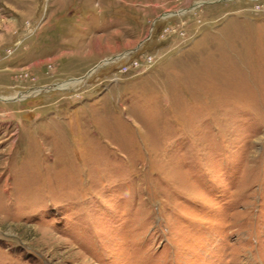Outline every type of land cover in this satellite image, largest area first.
<instances>
[{
    "label": "rangeland",
    "instance_id": "rangeland-1",
    "mask_svg": "<svg viewBox=\"0 0 264 264\" xmlns=\"http://www.w3.org/2000/svg\"><path fill=\"white\" fill-rule=\"evenodd\" d=\"M0 264H264V0H0Z\"/></svg>",
    "mask_w": 264,
    "mask_h": 264
},
{
    "label": "crops",
    "instance_id": "crops-1",
    "mask_svg": "<svg viewBox=\"0 0 264 264\" xmlns=\"http://www.w3.org/2000/svg\"><path fill=\"white\" fill-rule=\"evenodd\" d=\"M53 110H55V111H53V113L52 112H48V115L50 114V113H52L51 115L54 117L55 115H56V117H57V114H56V109H53ZM70 112H74V109H70ZM67 115H70V114H67Z\"/></svg>",
    "mask_w": 264,
    "mask_h": 264
},
{
    "label": "bare ground",
    "instance_id": "bare-ground-1",
    "mask_svg": "<svg viewBox=\"0 0 264 264\" xmlns=\"http://www.w3.org/2000/svg\"><path fill=\"white\" fill-rule=\"evenodd\" d=\"M109 61V60H108ZM72 82H74V83H76V82H78V81H72ZM70 84H71V82H69Z\"/></svg>",
    "mask_w": 264,
    "mask_h": 264
},
{
    "label": "water",
    "instance_id": "water-1",
    "mask_svg": "<svg viewBox=\"0 0 264 264\" xmlns=\"http://www.w3.org/2000/svg\"><path fill=\"white\" fill-rule=\"evenodd\" d=\"M98 67V65L96 67H94L95 69Z\"/></svg>",
    "mask_w": 264,
    "mask_h": 264
}]
</instances>
